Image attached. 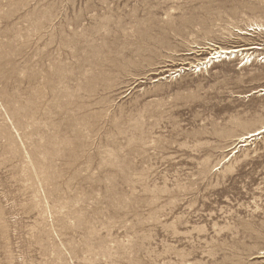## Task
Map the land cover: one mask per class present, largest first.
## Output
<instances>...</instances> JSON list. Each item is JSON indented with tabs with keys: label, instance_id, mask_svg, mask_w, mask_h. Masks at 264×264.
Instances as JSON below:
<instances>
[{
	"label": "rangeland",
	"instance_id": "374dc122",
	"mask_svg": "<svg viewBox=\"0 0 264 264\" xmlns=\"http://www.w3.org/2000/svg\"><path fill=\"white\" fill-rule=\"evenodd\" d=\"M263 127L264 0H0V264H264Z\"/></svg>",
	"mask_w": 264,
	"mask_h": 264
},
{
	"label": "bare ground",
	"instance_id": "6f19581e",
	"mask_svg": "<svg viewBox=\"0 0 264 264\" xmlns=\"http://www.w3.org/2000/svg\"><path fill=\"white\" fill-rule=\"evenodd\" d=\"M230 52L229 51H222V52H217V53H215V55L212 57V59H218V58H221L222 56H223V54H229ZM232 55H233V53H232ZM264 128V127H263ZM262 132H264V129H262V130H260V131H257V132H255V133H253V134H251L249 137H252V136H259L260 137V135L262 134ZM246 137H248V136H246ZM246 137L245 138H243V140L244 139H246ZM242 139V138H241ZM241 141V140H240ZM245 143H246V141H245ZM244 145V144H243ZM239 146H241V145H239ZM238 147V146H237Z\"/></svg>",
	"mask_w": 264,
	"mask_h": 264
}]
</instances>
